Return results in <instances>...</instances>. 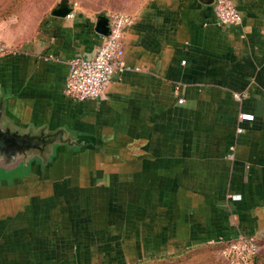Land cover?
I'll use <instances>...</instances> for the list:
<instances>
[{
	"label": "crops",
	"instance_id": "1",
	"mask_svg": "<svg viewBox=\"0 0 264 264\" xmlns=\"http://www.w3.org/2000/svg\"><path fill=\"white\" fill-rule=\"evenodd\" d=\"M233 1L239 26L204 0L128 5L134 69L99 99L71 98L66 82L70 59L94 56L110 32V12L71 7L24 39L7 36L0 128L44 143L0 153V264H65L97 226L119 228L100 241L186 249L264 235V0Z\"/></svg>",
	"mask_w": 264,
	"mask_h": 264
},
{
	"label": "rangeland",
	"instance_id": "2",
	"mask_svg": "<svg viewBox=\"0 0 264 264\" xmlns=\"http://www.w3.org/2000/svg\"><path fill=\"white\" fill-rule=\"evenodd\" d=\"M60 1L0 0V39L15 48V43L10 44L7 36L12 37L13 40L16 37L24 39L30 36L38 29L42 18L48 14H52L51 10ZM138 1L140 0H69L72 8H84L101 12L127 11L128 5L137 4ZM52 154L53 152L50 151L48 154L49 160H52ZM39 161L40 159L36 160L34 166L38 165ZM30 165L31 163L29 164V170ZM1 173H4L2 169H0ZM97 221L100 222L99 220ZM93 228L94 230L92 231L95 235L83 232L86 234L84 236L81 234L79 241L72 244L74 247L73 251L69 252L66 250L65 264H240L228 259L225 252L228 244L226 241L214 244H193L195 246L192 247V254L172 255L169 257L167 255L185 250V244H172L167 241L154 243L153 241H149L147 236H145L144 243L136 244L124 242L125 237L122 235L114 236V234L112 241H100L107 240L108 238L111 239L110 236H107L106 233L103 234V232L111 229L112 233H114L119 228L102 226ZM87 229L89 228L87 227ZM66 238L71 237L66 236ZM256 238L260 244L259 264H264V235H256ZM186 245L188 246L189 244ZM142 254L145 257L143 258L144 260L141 259ZM128 255L134 257L129 259L127 258ZM160 256L166 257L156 258Z\"/></svg>",
	"mask_w": 264,
	"mask_h": 264
},
{
	"label": "built area",
	"instance_id": "3",
	"mask_svg": "<svg viewBox=\"0 0 264 264\" xmlns=\"http://www.w3.org/2000/svg\"><path fill=\"white\" fill-rule=\"evenodd\" d=\"M217 19L230 26L242 24L243 16L233 0H213ZM71 16V12L67 17ZM134 21L133 16L123 10L109 13L110 32L103 37L94 56H76L70 59V73L66 82V93L75 100L99 99L114 75L121 70H132L124 61V36L127 27ZM15 51V48L0 39V57ZM138 69V68H136ZM178 89V86L176 87ZM240 99L242 95L237 94ZM182 102L183 99H180ZM254 115L242 114V119L252 120ZM238 128V132H242ZM228 259L240 264H256L260 244L255 235L240 233L228 241Z\"/></svg>",
	"mask_w": 264,
	"mask_h": 264
},
{
	"label": "water",
	"instance_id": "4",
	"mask_svg": "<svg viewBox=\"0 0 264 264\" xmlns=\"http://www.w3.org/2000/svg\"><path fill=\"white\" fill-rule=\"evenodd\" d=\"M204 1L207 3L213 2V0ZM71 10L72 8L69 0H61L51 10V13L54 15L67 16ZM41 143H44V139L41 136L12 134L10 131H3L0 128V150L6 157H9L10 153L17 154L29 148L38 147Z\"/></svg>",
	"mask_w": 264,
	"mask_h": 264
},
{
	"label": "trees",
	"instance_id": "5",
	"mask_svg": "<svg viewBox=\"0 0 264 264\" xmlns=\"http://www.w3.org/2000/svg\"><path fill=\"white\" fill-rule=\"evenodd\" d=\"M192 253H193V248L190 247V248H187V249H185V250H183V251L174 252L173 254H170V255H167V256H169V257H171L172 255H173V256H181L182 254L190 255V254H192ZM163 257H166V256H160V257H156V258H163ZM142 260H144V259H142ZM259 262H260V254L258 255V258H257L256 264H259Z\"/></svg>",
	"mask_w": 264,
	"mask_h": 264
},
{
	"label": "flooded vegetation",
	"instance_id": "6",
	"mask_svg": "<svg viewBox=\"0 0 264 264\" xmlns=\"http://www.w3.org/2000/svg\"><path fill=\"white\" fill-rule=\"evenodd\" d=\"M39 147H40V149L42 148L41 145H39ZM0 153H1V150H0ZM1 155L4 156V154H2V153H1ZM13 156H15V154L14 153H10V155H9L10 159H14ZM8 164H10V163H8ZM7 168H8V166H4L3 171L6 172L8 170Z\"/></svg>",
	"mask_w": 264,
	"mask_h": 264
}]
</instances>
